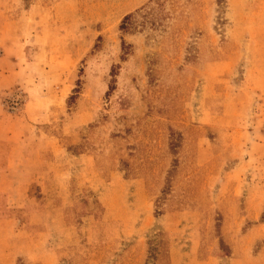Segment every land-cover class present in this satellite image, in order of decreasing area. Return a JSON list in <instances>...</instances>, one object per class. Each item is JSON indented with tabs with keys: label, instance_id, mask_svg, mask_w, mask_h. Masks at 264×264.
Instances as JSON below:
<instances>
[{
	"label": "rangeland",
	"instance_id": "rangeland-1",
	"mask_svg": "<svg viewBox=\"0 0 264 264\" xmlns=\"http://www.w3.org/2000/svg\"><path fill=\"white\" fill-rule=\"evenodd\" d=\"M4 236L13 264H264V0H0Z\"/></svg>",
	"mask_w": 264,
	"mask_h": 264
},
{
	"label": "crops",
	"instance_id": "crops-1",
	"mask_svg": "<svg viewBox=\"0 0 264 264\" xmlns=\"http://www.w3.org/2000/svg\"><path fill=\"white\" fill-rule=\"evenodd\" d=\"M12 170L11 168L7 167L6 171L3 174L9 175ZM11 191V190H10ZM5 193V192H4ZM10 193V192H9ZM6 196V195H5ZM4 222L7 224H10L12 222L11 219H4ZM13 236H4V241L7 243L4 249H0V256L4 257V261H0V264H13L17 256L21 255L23 257L29 258L32 254L30 253V250L28 249V246H24V252L22 253V250L20 252H17L16 249L14 248L9 242L12 240ZM8 238V240H7ZM64 241V240H60ZM70 243L69 242H64L61 244L60 247H67ZM60 248H55L51 247L49 248L47 245L42 246V258L40 259L39 264H59L60 263V253H59Z\"/></svg>",
	"mask_w": 264,
	"mask_h": 264
}]
</instances>
